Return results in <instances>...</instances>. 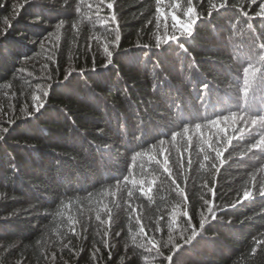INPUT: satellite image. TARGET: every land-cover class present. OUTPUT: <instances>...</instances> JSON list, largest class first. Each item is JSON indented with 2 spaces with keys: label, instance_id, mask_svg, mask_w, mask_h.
<instances>
[{
  "label": "trees",
  "instance_id": "obj_1",
  "mask_svg": "<svg viewBox=\"0 0 264 264\" xmlns=\"http://www.w3.org/2000/svg\"><path fill=\"white\" fill-rule=\"evenodd\" d=\"M0 5V264H264V0Z\"/></svg>",
  "mask_w": 264,
  "mask_h": 264
},
{
  "label": "snow or ice",
  "instance_id": "obj_2",
  "mask_svg": "<svg viewBox=\"0 0 264 264\" xmlns=\"http://www.w3.org/2000/svg\"><path fill=\"white\" fill-rule=\"evenodd\" d=\"M26 2H27V0H26ZM102 2H103V0H102ZM2 6H3V5H0V7H2ZM108 7H109V8L112 7L111 3L108 4ZM158 11H159V9H158ZM172 19L175 21V20H176V17L173 16ZM190 25H191V21H189L187 24H184V25H183V31L186 32L189 36L191 35V32L189 31V27H190ZM173 39H175V36H173ZM180 47H181V48H184V45H183V44H180ZM109 55H111V54L109 53ZM250 71H251L250 68H244V73H245V76H246V77L249 75ZM245 83H246V85H247L249 82L246 80ZM41 107H43V105L38 104V105H37V111H39ZM253 119H255L256 121L259 120V122L264 121V118H253ZM5 131H7V129H5ZM2 138H3V137H0V139H2ZM255 146H256V145H253V147H255ZM216 154H217V156H220V149H219V148L216 149ZM262 194H264V192H262ZM213 219H215V216H213ZM203 226H204V221L201 220V227L203 228ZM195 234H196V233L194 232L193 235H195ZM186 242H187V241H186ZM180 255H181L180 251H177V252L174 254L173 257H169V260L172 262V264H174L175 258H178Z\"/></svg>",
  "mask_w": 264,
  "mask_h": 264
}]
</instances>
